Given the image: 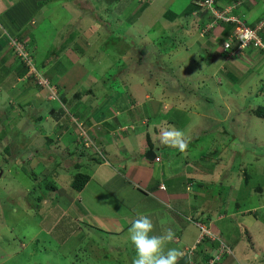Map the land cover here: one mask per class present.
<instances>
[{
    "label": "rangeland",
    "instance_id": "374dc122",
    "mask_svg": "<svg viewBox=\"0 0 264 264\" xmlns=\"http://www.w3.org/2000/svg\"><path fill=\"white\" fill-rule=\"evenodd\" d=\"M40 1V9H34L35 14L21 15L37 45L36 51L35 45H31L32 53H28L36 65H40L41 74L52 78L50 87L43 85L51 92L45 98L47 102L36 106L42 108L44 116V120L39 118L37 128L41 121L46 125L54 123L50 117L52 109L60 116L61 108H65L59 124L69 125L73 131L67 139L71 140L75 134L80 138L79 143L89 148L94 135L87 123L101 106L110 104L111 114L119 115L118 109H121L128 110V116H135L136 133L148 129L147 135L153 141L161 140L162 131H182L187 140L186 150L181 153L178 148L163 144L166 147L163 151L170 157L176 156L178 169L180 164L184 167V174L175 182L185 190L189 184V191L196 195L190 201L193 205L190 219L178 210L182 215L178 220L190 226L189 235L179 246L168 243L165 251L176 248L183 252L185 257L183 255L178 264L179 261L188 264L193 254L203 258L205 254H200L206 250V254L212 253L217 264H264V114L258 113L264 111V49L254 45L240 49L234 38L236 29L229 35L234 39L226 40L232 48H224L223 28L217 23V20L227 22L226 13L233 10L235 17L231 20L258 32L264 30V0H248L250 8L244 4L247 0L231 7L220 2L222 11L225 10L211 9L216 21L203 29L198 26L204 19L202 12L183 14L193 0H151L146 5V0ZM35 2L28 1L29 4ZM26 6V3L19 4L15 10L22 11ZM11 23L4 25L15 28ZM80 29L81 35L76 41L79 48L74 51L70 48L66 53L65 43L71 35L77 37ZM25 51L23 53L29 57ZM14 56L18 58L16 51ZM38 56L41 62L35 59ZM20 61L17 60V66L21 65ZM52 64L57 66L56 72L61 70L72 75L66 84L73 90L70 97L75 98L74 101H69L68 95L48 101L53 93L60 95L58 90H68L53 79L56 74L51 67L43 68ZM0 67L6 71L4 63H0ZM34 72L35 68L31 67L26 77L35 75ZM14 79L12 74L2 78L0 73V115L4 112L2 107L7 108V113L8 108H17L9 119L15 127L8 126L2 133L3 123L0 122V264H132L136 251L128 230L121 234L106 233V230H93L88 237L84 234L87 230L90 232L88 224H96L97 216L121 217L125 210L122 200L115 201L116 197L112 198L92 183L83 193V200L75 202L77 208H73L81 214V221L69 212L73 206V197L69 196L72 175L76 173L74 160L70 158L72 154L60 153L65 160L59 165L65 168L62 171L58 168L59 174L52 178L59 196L51 198L52 193L46 192L47 203H40L35 212L22 206L25 205L22 198L31 197L39 189L31 177L32 171L22 174L16 167L22 157L26 162L32 160L27 166L36 173L41 172L42 180L46 178V171L57 173L53 172L56 162L47 153L34 155L35 145L44 151L48 141L43 135L35 141V121L31 118L35 115L34 105L21 111L16 103L6 102L8 97L12 98L8 90H13ZM14 90L16 94L17 84ZM107 91L110 93L103 96ZM143 92L149 95L145 99H142ZM132 98L137 101L136 105H132ZM90 100L95 107L88 105ZM77 110L82 114L77 123L83 125L84 130L74 124ZM143 119L147 124L150 122L149 128L142 126ZM129 129L124 127L120 131ZM57 131L56 127L55 132L47 136L52 137ZM133 138L137 145L138 139ZM143 141L146 143L145 136ZM7 146L11 148L10 153L5 152ZM66 146L69 141L63 147ZM88 152L94 153L95 149ZM10 155L16 160L13 157L8 160ZM75 158L77 162H84L80 151ZM7 167L12 168L4 173ZM65 196L70 200L68 204L64 203ZM183 210L188 211L186 207ZM70 216L79 222L84 233L73 231L68 241L62 243L58 234L63 233L60 228ZM107 226L115 228L117 225L102 224L101 229ZM51 227H56V235L52 234ZM204 236L216 241L217 251L212 247L213 242ZM189 238L192 243L185 244Z\"/></svg>",
    "mask_w": 264,
    "mask_h": 264
},
{
    "label": "crops",
    "instance_id": "0c3cea01",
    "mask_svg": "<svg viewBox=\"0 0 264 264\" xmlns=\"http://www.w3.org/2000/svg\"><path fill=\"white\" fill-rule=\"evenodd\" d=\"M28 1L29 0H20L15 2L14 0H0V63H4L6 68V71H4L0 67V73L2 74V78H6L10 74H12L13 78H15L14 83H12L11 85L13 90H8V92L12 95V98L8 97L6 102L11 103L12 101L17 105L27 103L28 107L29 105L31 107L33 104V110H35L37 109L36 106L46 101L45 98L47 92H36V88L29 84H26L27 80H24L25 77L23 75V66H21L22 64L20 62L19 64L21 65L17 66V58H15L14 56L15 52L13 49H11L9 45L20 38H23V40L27 41V43H35V39L31 35V33L27 31L28 26L24 25L25 20L23 18L21 19V15L30 16L31 13L35 14L34 9L39 6L37 5V3L40 0H35V4H29ZM22 3L27 4L26 8L22 11H16V7ZM40 11L38 13H40ZM34 14L32 15L33 17L35 16ZM22 20L24 21L22 22V26L20 27V23ZM7 22H12L13 24H15V28L17 29L10 26L9 28L6 27L4 24H7ZM34 23L35 18H33L32 20V24ZM60 45H62L63 47L64 41L61 40ZM65 52L68 53V51ZM11 53H14V55H12ZM35 59L39 61L41 58L38 56V58L36 57ZM244 62L246 63V61ZM262 64L263 62L259 63L258 67H261ZM49 67H51V70L54 71V73L56 74L54 77L52 76L53 79H56L55 81H58L64 86H67L66 83L70 81L68 73H62L61 70H59L60 72L57 70V73V66H54V64L50 65ZM245 69H247V67ZM16 84L17 93L15 94L14 88ZM19 84L22 87L19 88ZM67 91H61L62 98L65 95H68V100L70 101L72 99L74 101L75 98L70 97V94L73 90ZM109 93L110 92H104L103 96ZM89 94H92V91L89 92ZM134 95L135 94H133V96ZM147 96H149L147 92H143L142 99L147 98ZM135 98L138 102L141 101V98H138L136 95ZM136 100L132 98V105H136ZM89 104L95 107V104L92 102V100L89 101L88 105ZM109 105L110 104H105L101 106L98 111L93 114V118L89 120V122L87 121V125L91 129V133L94 135L95 141L99 144L100 147L104 149V153L107 157H109L110 161H106L100 165H96L94 170L89 171L91 173V181L88 183V185L82 192H77L74 189L70 188L72 189V191H70L69 196L70 198H74L75 196V198H72V209H67H69L70 213L73 212L74 215L78 218V220L81 221V219H79L81 214L76 213L75 209L73 210V208L76 207L75 202H81L83 200V193H85L87 187H90V185L93 183L97 186H100L102 190L109 193L112 198L116 197L115 201L122 200L121 202L124 204L125 210L123 214L120 215L121 217H118L117 219L112 217L103 218L102 216H97L95 221L96 224L87 223V226H93L101 229L102 224L117 225L115 228L107 226L104 227L102 230H106L109 233L113 234H121L129 229L134 219L138 218L140 214H145L149 216L153 222V235H162L166 228H171L175 233V239L171 243H175L176 246H179V244H182L183 238L189 235L190 226L189 224H185L184 221L178 220V217L182 216L178 214V210L185 213L187 215V218L190 219L193 215V213H191L193 210V205L190 201L193 198L195 199L196 195V192L192 190L189 191V184H187V189L186 191H184V188L178 184L179 182H175L179 175L184 174V167L182 166V164H180L181 167L178 169V164L176 163L175 159L176 156L170 157V155L168 154L165 155L166 151H163V148L166 147L163 146L160 140H151L150 136L147 135L149 132L147 128L146 131L144 130L139 131V133H136L137 128L135 127L137 126L135 123V116H128L129 113H126V111L128 110L125 111L118 109L119 115L111 114L108 109ZM76 112H78L77 114L79 117L82 115L80 114L81 112H79L78 110ZM50 117L53 119L54 123L52 125H48V134H53L55 132V128L59 125V120L57 121L54 114H51ZM124 120H126L127 122H122ZM83 121L86 122V120ZM144 125H147V127L149 128L150 122L149 124H147L143 119L142 126ZM41 127L42 125H40V128ZM124 127H130V129L126 132L120 131ZM63 133H66V136H68V129L66 127ZM53 136H55V134ZM134 136H136V140L138 139L137 145L135 144V140L133 138ZM144 136L146 138V143H144L143 141ZM66 140L68 141L70 139ZM135 146H140V148L137 149ZM68 147L70 148V145ZM76 150L77 148L75 147V145L71 146V152H74ZM153 154H155V157L153 156ZM156 157H160V161L157 160ZM122 161L124 163H122ZM169 179L173 180L169 181ZM64 201L65 204H68L70 200H68V198L65 196ZM185 207L188 211L183 210V208ZM67 209H65V211ZM86 211L88 214H91L90 211ZM120 222L123 223L120 224ZM197 226L199 227V225ZM216 232L218 233V231ZM201 234L202 231L200 235ZM191 243L192 238L187 239L185 242V244ZM187 248L188 246H186V249ZM119 249L121 250L122 248ZM205 252H207V250ZM205 252H202L200 255L202 256L203 254H206ZM206 255L210 256L212 255V253ZM183 257H185V255ZM195 259L197 260V262L200 263L205 262L204 257L199 258L196 255ZM189 260L190 261L188 264H190L191 261H194L193 259ZM180 263L181 262L179 261V264Z\"/></svg>",
    "mask_w": 264,
    "mask_h": 264
},
{
    "label": "trees",
    "instance_id": "16d2710c",
    "mask_svg": "<svg viewBox=\"0 0 264 264\" xmlns=\"http://www.w3.org/2000/svg\"><path fill=\"white\" fill-rule=\"evenodd\" d=\"M146 1H148V2H144L145 5H146V3H149L150 2L149 0H146ZM240 1L241 0H214L213 3L210 6H208L206 4L207 0H193L192 3H190L187 6V8L185 9L186 12L183 13V14H188V13L189 14L190 13L192 14V12H197V13L198 12H202L204 14V19L199 21V25L198 26L199 27L201 26L202 29H203V27L208 26L211 22H215L216 21V16L212 13V10L211 9L216 8L219 11H222L223 8H222V6H220V2H226L225 5L231 7V6L235 5L236 3H240ZM41 2L42 1H38L37 5H39V6H37V8H35V10H38L39 9V7L41 6ZM203 3H204V5H203ZM244 4H245V6L247 8H250L251 7V4H250V2L248 0ZM84 10H86V9H84ZM84 10H83V14H84ZM232 11L226 13L227 22H224L222 20H217V23L219 24L218 26H220V27L223 28V30H222L223 38H221V40L224 39V41H223L224 43H226V40L227 39H231V36H229V35H231V33L237 27V22L231 20L232 17H235V16H232L234 14ZM171 14L173 15V13H171ZM0 28H1V26H0ZM81 30L82 29H80L79 31H77V33H78V36L77 37H75L74 35H71V38L69 39V41L65 43L64 51H68L71 47H72V51H74V50H76V49L79 48V46L76 43V41H77V38L79 37V35H81L80 34ZM263 32L264 31H262V30H260L258 32V37H259L260 40L262 39L261 41H263ZM16 41L19 42L20 44H22L25 47V49H26L27 52H30L31 51L32 48L30 49V46L33 45V44L27 43V41L23 40V38L17 39ZM9 45H10L11 49H13L14 52H15V48H14L15 46L12 43L9 44ZM34 45L35 46H33V47L35 48V51H36V46H37L36 45V42L34 43ZM250 45H254V46H257V47H261V46L257 45L254 41ZM224 48H225V45H224ZM231 48H232V46L230 45V49ZM261 48L263 50L264 49V45ZM31 53H32V51H31ZM18 59L21 60L20 63L23 66V75L25 77L24 80L25 81L27 80L26 81V84H29V85L33 86L34 88H36L37 89V90H35L36 92L37 91H45V92H47V94H46L47 97L46 98H48L49 93L51 94V92H49L50 90L47 87H45L42 84H40V82H39L40 79L36 75L30 74V76L26 77V75L29 74V72H30V67L27 65V63L23 62L22 58H20L19 56H18L17 60ZM33 63L35 65V68H36L37 72L39 73V75H41V77L43 79H46V80L48 79V81H50V79H52V78H49V77L46 78V77L43 76V74H41L40 69H38L39 66L36 65V62H35L34 59H33ZM49 66L45 65V66H43V68L49 70ZM68 75H69L70 78H72V75H70L69 73H68ZM50 84L52 85V82L51 81H50ZM53 85H55V84H53ZM56 87H59V86H56ZM66 89L71 90L68 86H66ZM61 91L62 90H58V92H59L60 95L58 96L57 99H52V98L49 99L50 102L51 101H54V100H60V98H62ZM46 102L47 101H45L44 103H46ZM18 106L20 107L21 111H25L24 109L26 107H28V104L25 103V104H21V105H18ZM28 109H31V107L28 108ZM37 109H35V115L34 116H31V118L35 121V141L37 142V139H39L43 135L42 137H44L46 139L48 138V141H50L51 144H49L48 141H47V147L44 148V151L41 150V146H39L38 144H36L35 145V150H34L35 151V154L34 155L37 156V155H43L44 153L45 154L47 153L49 155V157H51L52 159H54L55 162H56L55 168H54L53 172L56 171L55 173H57V174H53L51 172H48L47 173V171H46L45 172L46 173V178L44 180H42L41 179L42 175H40L41 172L36 173L35 170H33L32 168H29V166H27L28 163H31L32 162V160L26 162L25 160H23V157H22V159L19 160V162L16 163V167L19 168V172L20 173L24 174V173H28V171H32L31 177H33V179H34L35 186L39 187L38 191H44L43 193L42 192L39 193L38 191H36L35 194L31 195V197H28L27 196V197L22 198V200L25 202V205L23 204L22 206L25 207V208H27L26 209L27 211L32 210V212H35L34 210L37 209V207H38V205L40 203H43L44 201H46V203H47L46 195H45L46 192L49 191L50 193H52L51 194L52 195L51 198H53V197L56 198V197L59 196V194H58V191H59L58 186H56V184L54 182V179H52V178H55V176L59 174L58 173V168L60 169V171H62L65 168V166L62 165V167H60V165H59V164H62L63 161L65 160L60 155V153H63V151H66L67 152V156H69L71 154L73 155L70 158H71V160H74V168L76 170V173L74 175H72L71 188L74 189L77 192H82L85 189V187L88 185V183L91 181V173L89 171L94 170V168L96 167V165H100V164H102V163H104L106 161H110L109 157H107L105 155L104 149L99 146V144L95 141V139H94V141H91V145L88 148L85 143H83V144L79 143V139H80L79 137H77L75 134H72L71 140H68L69 141L70 148L68 146H66L64 148L63 146H65L66 143H68V141L66 140L67 139V136H66V134L63 133L65 127L67 129H69L68 130V134L71 135V133L73 132L72 130L70 131V126L69 125L65 126L63 123H60L59 124V122H58L59 125L57 126V128L59 129V132L57 131V133H55V136H52V137L51 136H47V135H49L48 134L49 133L48 132V127L49 126L46 125V124H44V121H41L42 127L41 128L40 127L37 128V123H39V120L41 118L44 120L43 113L41 112L42 111V108H41V110L38 109V112L39 113H36ZM61 109H62L61 110L62 111V114L61 115L63 117V115L65 114L66 109L65 108H61ZM16 110H17L16 107H10V108H8V113H7V108H5L3 114L0 115L1 116L0 117V122L3 123L2 133L5 132V130H6V128L8 126H13V127L16 126V124H13L9 120L11 113H14V111H16ZM54 111H56V110L55 109H52V112L50 113V115L51 114H54L55 117H56V119H57V121L58 120L60 121V119H62V118H59L61 115L59 116L58 113L55 114ZM77 113L78 112H75V121H74V124L77 125L76 127H79L78 129L84 130L85 127L83 125L82 126L81 125H78V123H80V121L77 120V119H79L78 118L79 116H78ZM258 113H259L260 116H263L264 111L263 110H259ZM45 116H47V114ZM9 123H11V124H9ZM81 133H83V132L81 131ZM3 136L6 137L7 134L6 135L3 134ZM63 136H64V138H63ZM74 145L77 148V150L74 151V152H71V146H74ZM85 149H86V151H85ZM88 149H89V151L92 150V149H95V152L94 153H89L88 152ZM78 150L80 151V159H84V162H79V161L77 162V159L75 158V155L77 154V151ZM5 152L6 153H10L11 152V148L9 146H7L5 148ZM12 153H13V151H12ZM13 155H14V153H13ZM11 157H13V156L10 155L7 159L10 160L9 158H11ZM13 158H15V157H13ZM15 160H16V158H15ZM87 160L89 162H87ZM12 163L13 162H9L8 164H12ZM122 163H124V162L122 161ZM117 164H118V162H117ZM11 168L12 167H9V168L7 167L5 169V171H4V173L5 172H8ZM50 178L52 180H50ZM171 180H173V179H169V181H171ZM184 191H186V190L184 189ZM56 207H58V205ZM35 215H37V214L35 213ZM69 218H70V220H68V222L66 224H64L60 228V230H62L63 233L66 234V237L63 236L64 234L61 231L58 234L59 235V241H61L62 243H65L66 241H68V239L70 238V234L73 231L78 230L79 232L84 233L83 228H81V226H79V222H76L74 218H71V216ZM57 221H58V219L55 220V223H57ZM88 229H89L90 232H87L88 231L87 230L84 233V234H86L85 236H87V237L89 236V233H91L93 230H99V231H102L103 232L102 229H99V228L93 227V226H88ZM51 230H52L51 231L52 234L56 235L54 233V231L56 230V227L55 228L51 227ZM107 232L108 231H106V233ZM111 234H113V233H111ZM72 237H71V239L74 241V239ZM204 237L207 239V241H212L213 242L212 243V247L214 249H216L215 248L216 247V244H215L216 241H213L211 238H208L207 236H204ZM77 243L78 242H76V245H77ZM224 248L226 249L227 247L224 246ZM216 251H217V249H216ZM225 253H226V251H225ZM195 257H196V254H193V256H192L191 259H193L197 264H199L200 262H197V260L195 259ZM204 258H205V262L204 263H200V264H209L210 261L214 260V256H212V255L208 256V255L205 254L204 255ZM215 264H217V262H215Z\"/></svg>",
    "mask_w": 264,
    "mask_h": 264
},
{
    "label": "clouds",
    "instance_id": "9594fccd",
    "mask_svg": "<svg viewBox=\"0 0 264 264\" xmlns=\"http://www.w3.org/2000/svg\"><path fill=\"white\" fill-rule=\"evenodd\" d=\"M229 46L228 44L225 45V47ZM160 142L166 146L178 148L181 153L187 148V140L184 133L177 129L162 131ZM159 158L156 157L157 160ZM153 231V222L145 214H140L138 218L132 221L128 229L129 239L136 251L132 264H178V260L184 253L176 248H169L165 251L166 245L175 239L174 231L171 228H166L162 235H153Z\"/></svg>",
    "mask_w": 264,
    "mask_h": 264
},
{
    "label": "built area",
    "instance_id": "2783aa9c",
    "mask_svg": "<svg viewBox=\"0 0 264 264\" xmlns=\"http://www.w3.org/2000/svg\"><path fill=\"white\" fill-rule=\"evenodd\" d=\"M214 0H207L206 4L208 6H210L212 3H213ZM234 21V20H233ZM238 22V21H237ZM236 36H234V38L236 40H238L239 44H240V49H244L246 48L247 46H249L253 41L259 45V46H262V42L261 40L259 39L258 37V30L257 29H251L249 26H246L244 23H241V22H238V27L236 29V33H235ZM232 38V36H231ZM233 38V39H234ZM15 47V51L17 53V55L22 58L23 62L27 63V65L31 68V67H34L35 68V65L33 63V58L30 56V54L25 51V47L20 44L19 42L17 41H14L12 43ZM228 44L230 45L228 42L225 43V45ZM226 49H230V46L229 47H225ZM26 52V54L28 55L29 54V57L26 56L23 52ZM35 75L38 77V72L35 68ZM33 74V73H32ZM39 78H40V82L42 83V85H46L47 87H50V82L47 81V80H44L40 75H39ZM42 80V81H41ZM58 97L55 95V93H53V97L52 99H57ZM221 256L217 257V259H220ZM216 261L212 260L210 261L209 264H215ZM190 264H197L196 262H191Z\"/></svg>",
    "mask_w": 264,
    "mask_h": 264
},
{
    "label": "water",
    "instance_id": "95a60500",
    "mask_svg": "<svg viewBox=\"0 0 264 264\" xmlns=\"http://www.w3.org/2000/svg\"><path fill=\"white\" fill-rule=\"evenodd\" d=\"M153 156L155 157V154H153Z\"/></svg>",
    "mask_w": 264,
    "mask_h": 264
}]
</instances>
